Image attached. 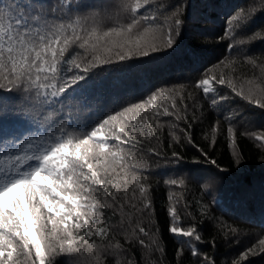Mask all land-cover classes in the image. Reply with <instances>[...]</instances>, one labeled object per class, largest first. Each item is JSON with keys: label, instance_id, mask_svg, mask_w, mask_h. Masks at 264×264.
Masks as SVG:
<instances>
[{"label": "snow or ice", "instance_id": "snow-or-ice-1", "mask_svg": "<svg viewBox=\"0 0 264 264\" xmlns=\"http://www.w3.org/2000/svg\"><path fill=\"white\" fill-rule=\"evenodd\" d=\"M0 264H264V0H0Z\"/></svg>", "mask_w": 264, "mask_h": 264}, {"label": "trees", "instance_id": "trees-1", "mask_svg": "<svg viewBox=\"0 0 264 264\" xmlns=\"http://www.w3.org/2000/svg\"><path fill=\"white\" fill-rule=\"evenodd\" d=\"M198 134H199V130L197 129V135ZM243 147H244V150L246 152H249L253 157H255L258 154V149L250 141L243 142ZM220 150H221V152L224 151L223 146H221ZM223 159H224L225 163H227V156L226 155H224ZM253 162H255V161H253ZM163 194H164V189L162 187L161 189H159L157 191V194H156L158 200L162 197ZM221 251H224V250L221 249Z\"/></svg>", "mask_w": 264, "mask_h": 264}]
</instances>
